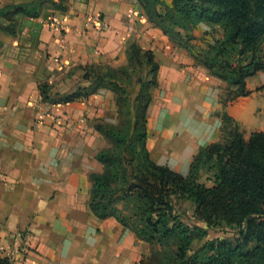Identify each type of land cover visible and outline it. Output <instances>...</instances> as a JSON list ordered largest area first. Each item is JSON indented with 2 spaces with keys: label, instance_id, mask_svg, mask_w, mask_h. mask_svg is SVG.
<instances>
[{
  "label": "crops",
  "instance_id": "0c3cea01",
  "mask_svg": "<svg viewBox=\"0 0 264 264\" xmlns=\"http://www.w3.org/2000/svg\"><path fill=\"white\" fill-rule=\"evenodd\" d=\"M10 5L35 14L0 21V236L7 252L0 259L135 264L149 245L113 217L97 218L88 205L89 174L102 172L96 154L108 146L95 125L117 122L114 92L102 86L87 97L51 103L39 86L60 98L86 84V66L125 62L129 43L150 50L158 70L145 145L152 161L181 174L201 145L220 140L223 111L251 122L260 106L257 91L223 105L227 84L145 15L130 14L142 12L136 0H0V8ZM97 15L102 28L88 19ZM53 16L63 28L49 25Z\"/></svg>",
  "mask_w": 264,
  "mask_h": 264
},
{
  "label": "trees",
  "instance_id": "16d2710c",
  "mask_svg": "<svg viewBox=\"0 0 264 264\" xmlns=\"http://www.w3.org/2000/svg\"><path fill=\"white\" fill-rule=\"evenodd\" d=\"M136 1L149 22L232 87L231 98L250 93L246 79L264 70L259 55L264 0H170L167 5ZM18 12L35 14L21 5L4 6L0 21L12 20ZM202 22L218 26L220 35L203 40L195 50L193 31ZM143 58L151 79L143 82L138 77L139 91L129 101L124 81L134 71L132 63ZM126 60L127 65L119 67L86 66V84L60 98H52L46 84L39 86L42 99L51 103L87 97L102 86L114 92L117 122L95 125L108 146L96 154L102 172L89 174L93 215L113 217L138 239L156 246L135 264H264V131H252L245 138L223 111L220 140L201 145L186 174L155 163L145 145L146 110L152 99L145 86L157 84L158 64L150 50L135 42L128 44ZM202 168L209 173L210 185L200 180ZM218 226L230 233L208 238V230ZM0 264L9 261L3 258Z\"/></svg>",
  "mask_w": 264,
  "mask_h": 264
},
{
  "label": "rangeland",
  "instance_id": "374dc122",
  "mask_svg": "<svg viewBox=\"0 0 264 264\" xmlns=\"http://www.w3.org/2000/svg\"><path fill=\"white\" fill-rule=\"evenodd\" d=\"M160 1H162L166 5L170 4V0H160ZM219 35H220V29L218 26L210 25V24H206L202 22V23H199L196 29L193 31L194 39L191 40V43L195 47L194 49L196 50V46H199V45L203 46V44L205 43L203 42V40L210 41L212 37H218ZM259 55L262 58H264V44L260 46ZM137 61L132 63V65L134 64V66L132 67L134 71H132L131 75L129 76V79L124 81V84L129 85L127 86V94H128L129 101L135 98L140 88V85L139 83H137L136 79H138V77H141L143 82H148L151 79V75L149 73L150 68L148 65L145 64L144 62L145 59L143 58L142 62L140 61V59ZM126 62L127 60L125 59V62L123 63L113 64V65L106 64V65L110 67H119L122 65H127ZM130 66L131 65L125 66L126 70L131 68ZM123 78H122L123 80L127 79V77H123ZM249 84L255 86L254 90L252 91L249 90V91L250 93L253 91L254 92L257 91V98L260 102V106H258V109H255L254 113L252 114L254 116L252 117L251 122H247L244 124L242 121H237V119L230 116L233 119V122L238 125L239 129L242 131L245 138L248 137V135L252 132L253 129H259V128L264 129V70L258 71L252 77H250ZM156 86L157 84L154 87H151L148 85L145 86V90L147 93H150L151 98L153 96ZM231 89H232L231 86H226L225 90L223 91L221 102L225 103L224 105H226L227 102L229 101L232 102L233 100L237 98V97L231 98V93H232ZM250 93H248V95H250ZM248 95H245L242 97L238 96L239 97L238 99H243L244 97H246L247 99ZM220 138H221V135H220ZM208 175L209 173L206 171L205 168L200 169L199 171L200 180L204 181L207 185H210L211 181L206 180V177ZM187 210H188L187 215H190V210L189 209ZM185 221L192 223V219L189 217L188 219L185 217ZM229 233L230 232L227 228H222V226H218V227L209 229L207 236L208 238H215V237H220V236H226ZM155 248L156 246H152V245L149 246V251L145 255H143V257L145 258L146 256H148L150 254V251Z\"/></svg>",
  "mask_w": 264,
  "mask_h": 264
},
{
  "label": "built area",
  "instance_id": "2783aa9c",
  "mask_svg": "<svg viewBox=\"0 0 264 264\" xmlns=\"http://www.w3.org/2000/svg\"><path fill=\"white\" fill-rule=\"evenodd\" d=\"M130 14L136 16L137 18H144V14L141 12V11H135L134 9H131ZM89 21L95 23V24H98L100 28L103 27V25L99 24L100 23V17L97 15V16H92L90 18H88ZM49 25L53 26V27H57L58 29H61L63 28L62 26V23L61 21H59V18L57 16H53L50 21H49ZM59 46L64 49L66 48V43L64 40H62L60 43H59ZM64 120L66 121V123L69 122V119L68 118H64ZM15 235L12 236V238H14ZM0 251L5 253V256H7V252H6V248L4 247V245L2 244V241H1V236H0Z\"/></svg>",
  "mask_w": 264,
  "mask_h": 264
}]
</instances>
